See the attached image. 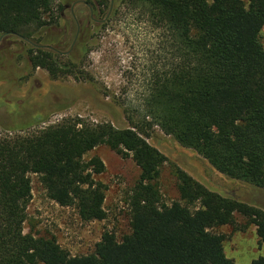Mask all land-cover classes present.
<instances>
[{
    "label": "trees",
    "instance_id": "16d2710c",
    "mask_svg": "<svg viewBox=\"0 0 264 264\" xmlns=\"http://www.w3.org/2000/svg\"><path fill=\"white\" fill-rule=\"evenodd\" d=\"M57 0H0V35L31 37L50 22ZM96 11L110 0H85ZM137 11L163 32L160 66L142 90V118L129 128L65 119L29 135L0 138V264H236L216 228L240 215L264 242V211L211 191L175 168L180 201H162L165 156L143 136L157 126L226 177L264 189V0H112ZM79 29L75 48L61 56L28 48L32 71L91 82L84 62L91 43ZM65 58V59H64ZM106 145L129 157L139 176L129 197L130 233L103 232L88 255L71 256L54 237L23 233L31 199L30 174L49 199L74 206L82 221L105 218L102 160L85 156ZM249 264H264V257Z\"/></svg>",
    "mask_w": 264,
    "mask_h": 264
},
{
    "label": "rangeland",
    "instance_id": "374dc122",
    "mask_svg": "<svg viewBox=\"0 0 264 264\" xmlns=\"http://www.w3.org/2000/svg\"><path fill=\"white\" fill-rule=\"evenodd\" d=\"M74 1L57 0L46 30L31 28L30 38L66 50L76 26L68 11L62 16L61 11L66 3ZM107 10L103 8L97 18L102 19ZM75 13L77 17H86L88 11L77 6ZM83 28L91 43L84 62L91 82H78L72 77L53 79L42 69L27 75L21 60L13 54L17 38L6 37L0 42V138L33 134L69 118L93 125L111 123L120 129L132 126L128 117L136 123L142 118L140 97L153 66H160L163 32L147 23L137 11L123 7L102 25L87 26L82 22L79 29ZM143 131L146 141L166 158L159 175L165 204L180 201L174 176L175 168H179L209 190L264 211V189L217 172L195 151L182 147L157 126L143 124ZM93 156L99 157L105 166L97 176L106 187L105 218L82 221L74 206H60L49 199L39 176L30 174L31 199L23 233L54 237L71 256L93 253L105 231L113 233L117 241L130 233L129 197L139 169L131 158L122 157L106 145L97 146L84 158ZM214 231L224 235V253L236 264H249L264 257V242L258 244L256 226L248 224L244 217L237 214L232 225Z\"/></svg>",
    "mask_w": 264,
    "mask_h": 264
},
{
    "label": "flooded vegetation",
    "instance_id": "af4514ba",
    "mask_svg": "<svg viewBox=\"0 0 264 264\" xmlns=\"http://www.w3.org/2000/svg\"><path fill=\"white\" fill-rule=\"evenodd\" d=\"M76 1H78V0H76ZM76 1H74L72 3H66L63 6L62 11H61V16L65 13V11H68L70 17L72 18V20L74 21L75 26H76L73 39H72L69 47L66 50L58 49L59 47L56 48L54 46H50V45H46V44H40L37 41H33L31 38H26V37H23V36L18 35V34H2V35H0V42L6 37L14 36V37L17 38V40H16L17 42L15 41L17 49H16V51L13 52V54H14L15 58L21 60L22 68H23V70L25 71L26 74L28 72L27 75H29V74H31L33 72L32 71V66H31V62H30V59H29V51H28L29 47L30 48H36V49L50 50V51H52L54 53H57V54H59L61 56L68 55L75 48L76 41H77L78 35H79V25H81L82 22H85V24L87 26L91 25V24L102 25L107 20V19L104 20V18H105V16L107 15V13L109 11L110 5H109V8H108L107 12L105 13V16L102 19H98L97 17L100 14L99 10L95 11L92 8V6L90 4H88L85 0L84 1L87 3V5L79 3V4H76L74 7H72L73 3H75ZM77 6H82L88 11V14H87L86 17H82V16H78L77 17V14L75 13V8ZM100 21H102V22H100ZM42 29L44 31L46 30V28H42ZM71 45H72V47H71ZM65 51H69V52L67 54H62V52H65ZM36 69H40V68H36Z\"/></svg>",
    "mask_w": 264,
    "mask_h": 264
},
{
    "label": "water",
    "instance_id": "95a60500",
    "mask_svg": "<svg viewBox=\"0 0 264 264\" xmlns=\"http://www.w3.org/2000/svg\"><path fill=\"white\" fill-rule=\"evenodd\" d=\"M79 3L87 5V3L84 0H78L75 3H73L72 7H74L76 4H79ZM112 7H113V2H112V0H110V8H109V11H108L107 15L105 16L104 20L108 19L110 12L112 10ZM100 22H102V21H100ZM71 47H72V45H71ZM68 52L69 51L62 52V54H67Z\"/></svg>",
    "mask_w": 264,
    "mask_h": 264
}]
</instances>
